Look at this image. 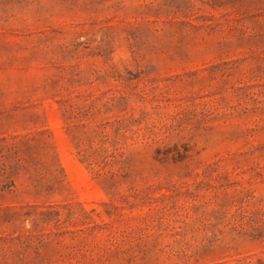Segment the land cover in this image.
Listing matches in <instances>:
<instances>
[{
	"label": "rangeland",
	"instance_id": "obj_1",
	"mask_svg": "<svg viewBox=\"0 0 264 264\" xmlns=\"http://www.w3.org/2000/svg\"><path fill=\"white\" fill-rule=\"evenodd\" d=\"M0 264H264V0H0Z\"/></svg>",
	"mask_w": 264,
	"mask_h": 264
},
{
	"label": "trees",
	"instance_id": "obj_2",
	"mask_svg": "<svg viewBox=\"0 0 264 264\" xmlns=\"http://www.w3.org/2000/svg\"><path fill=\"white\" fill-rule=\"evenodd\" d=\"M1 189H5V186H3Z\"/></svg>",
	"mask_w": 264,
	"mask_h": 264
}]
</instances>
